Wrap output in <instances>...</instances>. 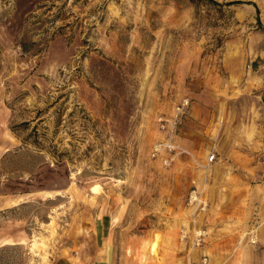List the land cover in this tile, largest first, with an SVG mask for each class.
I'll list each match as a JSON object with an SVG mask.
<instances>
[{"label": "rangeland", "instance_id": "374dc122", "mask_svg": "<svg viewBox=\"0 0 264 264\" xmlns=\"http://www.w3.org/2000/svg\"><path fill=\"white\" fill-rule=\"evenodd\" d=\"M261 207L264 0H0V264H230Z\"/></svg>", "mask_w": 264, "mask_h": 264}, {"label": "built area", "instance_id": "2783aa9c", "mask_svg": "<svg viewBox=\"0 0 264 264\" xmlns=\"http://www.w3.org/2000/svg\"><path fill=\"white\" fill-rule=\"evenodd\" d=\"M189 107V100L185 99L178 107H177V116L174 119L166 120L159 119V126L162 131H164L167 135V138L162 142H157L151 152V156L153 158L159 159L165 166H171L175 161V157L182 154H188V152L184 149L179 148L176 142L174 141L176 134V125L178 122L179 116L183 115L184 112ZM215 155H211L208 160V164H212L215 161ZM199 203L198 198V190L194 189L190 193L189 204L195 205ZM205 205V204H204ZM200 206V204L198 205ZM205 209V207L203 208ZM185 238V235L183 236ZM203 234L202 232H197L194 237V241L197 246H200L203 242ZM257 241L255 239L252 240V244H256ZM191 264H209V257L207 255H203L199 261L192 262Z\"/></svg>", "mask_w": 264, "mask_h": 264}, {"label": "crops", "instance_id": "0c3cea01", "mask_svg": "<svg viewBox=\"0 0 264 264\" xmlns=\"http://www.w3.org/2000/svg\"><path fill=\"white\" fill-rule=\"evenodd\" d=\"M241 211L245 213L240 209L239 214ZM231 229V232L237 231V233L227 234L222 242L236 243L244 237L245 239L234 256L237 261L230 264H264V207H261L253 222H243L236 227L231 225ZM252 239L257 243L249 244Z\"/></svg>", "mask_w": 264, "mask_h": 264}, {"label": "bare ground", "instance_id": "6f19581e", "mask_svg": "<svg viewBox=\"0 0 264 264\" xmlns=\"http://www.w3.org/2000/svg\"><path fill=\"white\" fill-rule=\"evenodd\" d=\"M93 190H97L96 187H94ZM108 262H109V258H108Z\"/></svg>", "mask_w": 264, "mask_h": 264}, {"label": "trees", "instance_id": "16d2710c", "mask_svg": "<svg viewBox=\"0 0 264 264\" xmlns=\"http://www.w3.org/2000/svg\"><path fill=\"white\" fill-rule=\"evenodd\" d=\"M208 1H211V0H208ZM213 3H215V2H213ZM259 23H261V22H259Z\"/></svg>", "mask_w": 264, "mask_h": 264}]
</instances>
